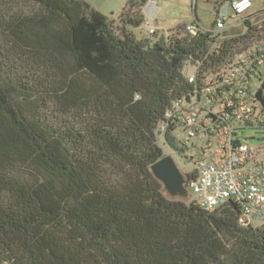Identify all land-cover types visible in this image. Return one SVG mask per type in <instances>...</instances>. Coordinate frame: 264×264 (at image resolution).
Returning a JSON list of instances; mask_svg holds the SVG:
<instances>
[{"label": "trees", "instance_id": "1", "mask_svg": "<svg viewBox=\"0 0 264 264\" xmlns=\"http://www.w3.org/2000/svg\"><path fill=\"white\" fill-rule=\"evenodd\" d=\"M146 1L116 28L86 0H0V264H264V228L243 224L239 203L170 198L151 171L168 155L160 139L186 157L166 113L202 95L203 71L239 38L215 51L186 25L137 35ZM206 1L213 25L227 0Z\"/></svg>", "mask_w": 264, "mask_h": 264}, {"label": "built area", "instance_id": "2", "mask_svg": "<svg viewBox=\"0 0 264 264\" xmlns=\"http://www.w3.org/2000/svg\"><path fill=\"white\" fill-rule=\"evenodd\" d=\"M252 5L253 0H227L226 10L218 12L210 27L198 19L186 24V32L209 33L214 38L215 51L224 39L238 37L239 41L233 43L228 62L203 71L201 96L192 94L190 100L181 97L166 113L183 122L188 144L193 137L201 140L190 146L197 152L198 170L196 178L186 181L192 199L209 211L233 200L240 205L243 224L264 220V160L259 159L264 144L249 146L237 136L248 123L264 124V108L254 90L256 80L264 78L260 70L264 65V12L246 26L248 16L256 13L250 11ZM239 24H244L240 33H226ZM145 25H149L148 19ZM155 31L149 28L150 33ZM197 72L198 69L190 75L191 82L196 81ZM213 95L218 96L213 102L206 98ZM225 109L228 113L222 115ZM235 139L241 144L237 145Z\"/></svg>", "mask_w": 264, "mask_h": 264}, {"label": "rangeland", "instance_id": "3", "mask_svg": "<svg viewBox=\"0 0 264 264\" xmlns=\"http://www.w3.org/2000/svg\"><path fill=\"white\" fill-rule=\"evenodd\" d=\"M86 1L93 4V6L107 16L109 20H113V24L117 28L120 25L119 15L130 0ZM255 3L256 5L252 8L253 10H258L256 6H264V0H255ZM220 8L221 11L226 10L225 5ZM215 10L214 2H208L206 0H197L196 6H194V0H147L142 7L144 22L139 27L133 28V31L137 35H149V28L154 27L160 34H173L187 23L196 21V16L202 24L210 27L215 19ZM146 19H148L149 25H145ZM243 27L244 24H239V29L231 28L229 30L231 32L226 33H240ZM260 70L264 76V65H261ZM185 71L191 74L195 71V67L188 63L185 67ZM257 89L258 84L254 86V90L256 91ZM175 134L178 140L188 138L185 131L179 130ZM237 136L244 144L249 146H260L264 144V127H245L238 130ZM200 142L201 140L199 138L193 137L190 139L189 146L194 143L199 144ZM160 144L164 148L166 154H171L174 157L176 163L183 172H190L196 168L195 161L189 160L191 156H197L196 151L192 149L188 150L185 157L175 153L170 147L163 143L162 139H160ZM259 159L264 160V152L259 155ZM252 224L256 228H264V220L254 219Z\"/></svg>", "mask_w": 264, "mask_h": 264}, {"label": "water", "instance_id": "4", "mask_svg": "<svg viewBox=\"0 0 264 264\" xmlns=\"http://www.w3.org/2000/svg\"><path fill=\"white\" fill-rule=\"evenodd\" d=\"M264 82L255 93L256 99L261 103L264 108ZM235 143L240 145L239 139H235ZM151 171L157 179L163 184V192L166 196L176 199L189 200L192 198V193L186 185L185 172L176 163L174 157L168 154L155 162L151 166Z\"/></svg>", "mask_w": 264, "mask_h": 264}, {"label": "crops", "instance_id": "5", "mask_svg": "<svg viewBox=\"0 0 264 264\" xmlns=\"http://www.w3.org/2000/svg\"><path fill=\"white\" fill-rule=\"evenodd\" d=\"M92 5H93V4H92ZM255 5H256L255 0H253V5H252V7H251V9H250L251 12H255V11H256V10H253V9H252L253 7H255ZM256 7H257V9H258L257 11L264 10V6H256ZM257 11H256V12H257ZM196 19H198L197 16H196ZM198 20H199V19H198ZM228 30H229V29H228Z\"/></svg>", "mask_w": 264, "mask_h": 264}, {"label": "flooded vegetation", "instance_id": "6", "mask_svg": "<svg viewBox=\"0 0 264 264\" xmlns=\"http://www.w3.org/2000/svg\"><path fill=\"white\" fill-rule=\"evenodd\" d=\"M263 81H264V78H263V77L260 78L259 80H258V79L256 80V82H257V84H258V88L260 87V85H261V83H262ZM262 93H263V95H264V89H263Z\"/></svg>", "mask_w": 264, "mask_h": 264}]
</instances>
